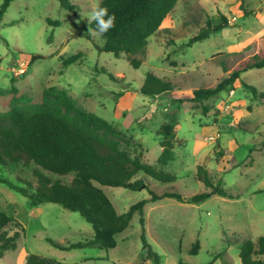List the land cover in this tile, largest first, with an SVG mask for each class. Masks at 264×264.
Here are the masks:
<instances>
[{
  "label": "rangeland",
  "instance_id": "rangeland-1",
  "mask_svg": "<svg viewBox=\"0 0 264 264\" xmlns=\"http://www.w3.org/2000/svg\"><path fill=\"white\" fill-rule=\"evenodd\" d=\"M69 1L75 6L74 12L61 8L58 0L11 3L0 23V112L9 109L12 80L23 100L38 99L44 90L57 87L84 111L112 125V130L97 134L117 143L132 158L158 169L162 148L157 131L168 115L176 113V138L181 144L163 171L177 180L160 183L150 179L151 189L184 198L209 191L198 176L199 167H204L233 199L214 195L201 204L171 198L150 202L144 207L146 240L159 256V264H242V244L264 237V98L260 96L264 94V68L247 71L241 77L244 84L258 90L257 96L236 82L229 91L200 104L190 99L198 89L215 87L241 63L264 56V0H178L160 30L149 38L139 69H134L125 56L117 58L97 50L104 40L88 33L86 18L97 0ZM223 16L229 26L187 47L208 20L219 25ZM33 56L43 58L31 62ZM71 56H78L79 62L64 66L63 59ZM21 63L27 65V72L15 76L13 69ZM148 73L169 80L173 91L152 98L142 95L140 88ZM34 168L33 164L0 166V179L20 185L21 178L36 184ZM72 177L53 179L68 184ZM103 190L119 213L150 198L146 189ZM0 211L25 227L17 249L7 252L0 264H25L27 254L58 264H155L142 248L139 213L116 236L114 249L63 251L49 241L68 247L94 235L80 214L54 203L33 206L1 182ZM197 240L200 250L191 255ZM258 259L264 264V255Z\"/></svg>",
  "mask_w": 264,
  "mask_h": 264
},
{
  "label": "trees",
  "instance_id": "trees-1",
  "mask_svg": "<svg viewBox=\"0 0 264 264\" xmlns=\"http://www.w3.org/2000/svg\"><path fill=\"white\" fill-rule=\"evenodd\" d=\"M14 0H1L0 23ZM61 8L75 11V6L69 0H58ZM109 13L115 14V26L102 38L104 45L97 47L100 53H110L115 57L125 56L128 63L139 69L145 58L149 38L155 35L170 13L176 7L178 0H99ZM58 25L57 22H51ZM229 26L223 16L222 23L213 25L210 20L196 36L190 39L187 47L208 39L211 34L218 33ZM90 27H95L94 24ZM90 38V36H89ZM2 36L0 35V41ZM90 40V39H89ZM52 37L50 38V42ZM33 56L31 62L42 59ZM78 56L63 59L64 66L75 65ZM226 71V65L221 62ZM264 68V56H255L245 61L237 69L221 80L213 88H202L194 91L191 102L200 104L217 95L232 89L236 82L242 84V74ZM108 74L111 80L117 78ZM254 95L258 90L244 84ZM174 85L169 81L148 73L140 88V93L147 97H157L169 94ZM10 95L9 109L0 112V166L9 165L30 167L36 184L26 179H18L16 185L5 179H0L9 189L27 198L33 206L46 203L61 205L64 209L80 214L92 226V239L72 244L68 247L49 241L60 250L67 251L82 248H97L110 250L117 246L116 236L126 230L136 213L140 214L142 226L143 250L147 258L159 264L160 258L147 242L145 236L144 207L150 202H157L164 198L175 199L181 203L201 204L216 195L233 199L223 188L220 180L216 183L204 167H199L198 176L206 191L184 198L179 194L164 192L158 194L150 187V179L160 183H174L177 177L163 171V168L174 160L175 148L181 144L176 138L179 119L176 113L168 115L160 126L157 135L160 137L162 152L157 160L160 168L144 163L138 158L122 150L120 146L97 131H110L112 125L93 113L80 108L66 92L51 87L43 91L38 99L23 100L22 95L11 81L8 90ZM264 98V94L260 95ZM180 102H184L181 100ZM72 175L67 184L53 177ZM104 187L125 188L137 192L148 190L149 199H144L125 213H119L111 198L103 190ZM25 235L24 225L14 216L0 211V259L10 251H15L19 239ZM200 241L197 240L191 255H197ZM264 255V237L257 242L248 239L240 250L239 257L242 264H262L258 257ZM25 264H58L53 259L27 254ZM179 264H188L180 261Z\"/></svg>",
  "mask_w": 264,
  "mask_h": 264
},
{
  "label": "clouds",
  "instance_id": "clouds-1",
  "mask_svg": "<svg viewBox=\"0 0 264 264\" xmlns=\"http://www.w3.org/2000/svg\"><path fill=\"white\" fill-rule=\"evenodd\" d=\"M86 18L89 25H95L94 28L89 27L88 33L96 37H103L115 26V14H110L107 7L100 5L99 0Z\"/></svg>",
  "mask_w": 264,
  "mask_h": 264
},
{
  "label": "built area",
  "instance_id": "built-area-1",
  "mask_svg": "<svg viewBox=\"0 0 264 264\" xmlns=\"http://www.w3.org/2000/svg\"><path fill=\"white\" fill-rule=\"evenodd\" d=\"M15 76H22L27 72V65L24 63L19 64V66L13 69Z\"/></svg>",
  "mask_w": 264,
  "mask_h": 264
},
{
  "label": "crops",
  "instance_id": "crops-1",
  "mask_svg": "<svg viewBox=\"0 0 264 264\" xmlns=\"http://www.w3.org/2000/svg\"><path fill=\"white\" fill-rule=\"evenodd\" d=\"M259 260V259H258Z\"/></svg>",
  "mask_w": 264,
  "mask_h": 264
}]
</instances>
